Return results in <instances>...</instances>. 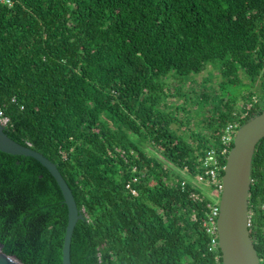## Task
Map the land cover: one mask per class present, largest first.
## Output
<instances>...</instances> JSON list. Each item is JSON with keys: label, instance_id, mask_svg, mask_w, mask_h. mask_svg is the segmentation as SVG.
<instances>
[{"label": "trees", "instance_id": "16d2710c", "mask_svg": "<svg viewBox=\"0 0 264 264\" xmlns=\"http://www.w3.org/2000/svg\"><path fill=\"white\" fill-rule=\"evenodd\" d=\"M0 110L3 130L56 165L83 215L71 264H222L203 226L219 190L194 177L205 149L229 150L228 123L264 110V0L0 2ZM250 174L264 264V137ZM66 221L48 170L0 151L2 249L61 264Z\"/></svg>", "mask_w": 264, "mask_h": 264}, {"label": "water", "instance_id": "95a60500", "mask_svg": "<svg viewBox=\"0 0 264 264\" xmlns=\"http://www.w3.org/2000/svg\"><path fill=\"white\" fill-rule=\"evenodd\" d=\"M264 137V110L256 112L237 129L221 176L216 232L222 264H259L250 236L248 196L251 163L256 144ZM0 151L29 156L42 164L55 179L67 209V221L61 249V264H71L70 243L79 212L70 188L56 165L40 152L18 143L0 125ZM0 264H24L0 245Z\"/></svg>", "mask_w": 264, "mask_h": 264}, {"label": "built area", "instance_id": "2783aa9c", "mask_svg": "<svg viewBox=\"0 0 264 264\" xmlns=\"http://www.w3.org/2000/svg\"><path fill=\"white\" fill-rule=\"evenodd\" d=\"M13 0H0V2L6 3L10 5ZM239 119L243 118V116L239 115ZM8 119L6 116L3 115V112L0 110V125L4 127L7 123ZM238 127V123H228L227 126L224 129V133L222 135V141L224 144H229V142L232 140L233 135L236 131V128ZM227 151L226 148L223 147V149L216 151V149H211L207 151L204 158H200L199 161L201 162V171L195 174L194 179L198 182H203L205 180L210 181L213 185L220 191L221 190V181L220 178H218V172L217 169L220 167L219 165V157L221 155L226 156ZM199 166V165H197ZM186 167H184L185 169ZM221 168V167H220ZM219 168V169H220ZM223 168V166H222ZM181 189L185 188V181L182 180L180 182ZM134 193V191H132ZM191 198L193 200H198L199 196L195 193L190 194ZM208 215L205 219H203V226L205 228V231L210 236L209 241V249H216L218 247V240H217V232H216V218L218 215V206L217 203H213L209 205Z\"/></svg>", "mask_w": 264, "mask_h": 264}, {"label": "rangeland", "instance_id": "374dc122", "mask_svg": "<svg viewBox=\"0 0 264 264\" xmlns=\"http://www.w3.org/2000/svg\"><path fill=\"white\" fill-rule=\"evenodd\" d=\"M256 87H257V85H256ZM241 116H243V114H242ZM1 125H3V124H1ZM211 149H214V148H209L208 150L205 149L206 153H207V151H209V150H211ZM203 158H204V157H203ZM201 191H202V193H207V189H206V188L201 189ZM209 193H210V198H211V200H212L213 202H215V203H218V200H219V197H220V193H217V192H216V194H215V193L212 192V191H209ZM208 212H209V211H208ZM208 212H207L206 216L208 215ZM250 214H251V211H250L249 208H248L249 219H250Z\"/></svg>", "mask_w": 264, "mask_h": 264}, {"label": "clouds", "instance_id": "9594fccd", "mask_svg": "<svg viewBox=\"0 0 264 264\" xmlns=\"http://www.w3.org/2000/svg\"><path fill=\"white\" fill-rule=\"evenodd\" d=\"M238 128H239V127L236 128V131H237ZM236 131H235V133H234V135H233L232 140L229 142L230 145H232V142H233V139H234V137H235ZM230 147H231V146H230ZM229 149H230V148H229ZM216 150H217V149H216ZM228 152H229V150H227V154H226V156H225V160H226V157H227V155H228ZM223 166H224V165H223ZM184 167H186V166H183V170L186 171V168L184 169ZM222 170H223V168H222ZM184 171H183V172H184ZM221 176H222V175H220V181H221ZM181 181H182V180H181ZM181 181H180V182H181ZM184 181H185V179H184ZM220 191H221V190H220ZM220 191H219V193H220ZM213 203H214V202H213ZM213 203H211V204H213ZM209 205H210V204H209ZM217 206H218V203H217Z\"/></svg>", "mask_w": 264, "mask_h": 264}]
</instances>
